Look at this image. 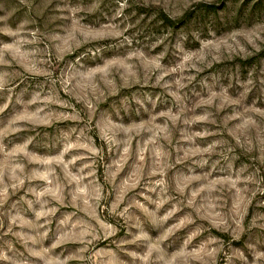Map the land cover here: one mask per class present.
<instances>
[{
	"label": "rangeland",
	"instance_id": "374dc122",
	"mask_svg": "<svg viewBox=\"0 0 264 264\" xmlns=\"http://www.w3.org/2000/svg\"><path fill=\"white\" fill-rule=\"evenodd\" d=\"M0 264H264V0H0Z\"/></svg>",
	"mask_w": 264,
	"mask_h": 264
},
{
	"label": "trees",
	"instance_id": "16d2710c",
	"mask_svg": "<svg viewBox=\"0 0 264 264\" xmlns=\"http://www.w3.org/2000/svg\"><path fill=\"white\" fill-rule=\"evenodd\" d=\"M163 17H164V20L166 21L167 24L169 23L170 25H175V23H176L175 20L169 18V17H168L167 15H165V14H164Z\"/></svg>",
	"mask_w": 264,
	"mask_h": 264
}]
</instances>
